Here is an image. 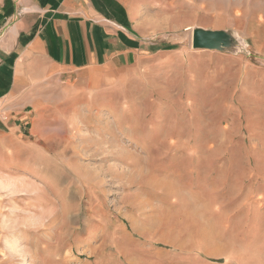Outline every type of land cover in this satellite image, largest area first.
I'll use <instances>...</instances> for the list:
<instances>
[{"label": "rangeland", "instance_id": "1", "mask_svg": "<svg viewBox=\"0 0 264 264\" xmlns=\"http://www.w3.org/2000/svg\"><path fill=\"white\" fill-rule=\"evenodd\" d=\"M129 2L165 54L0 155V264H264V0Z\"/></svg>", "mask_w": 264, "mask_h": 264}, {"label": "crops", "instance_id": "2", "mask_svg": "<svg viewBox=\"0 0 264 264\" xmlns=\"http://www.w3.org/2000/svg\"><path fill=\"white\" fill-rule=\"evenodd\" d=\"M129 1L0 0V155L10 157L8 168L38 154L25 140L59 83L88 76L103 89L120 83L125 69L165 54L154 27L138 19L139 2Z\"/></svg>", "mask_w": 264, "mask_h": 264}, {"label": "water", "instance_id": "3", "mask_svg": "<svg viewBox=\"0 0 264 264\" xmlns=\"http://www.w3.org/2000/svg\"><path fill=\"white\" fill-rule=\"evenodd\" d=\"M210 36H216V37H220L221 34L220 33H206V34H202V33H194V39H196V44L200 43V45H202V40H197V39H207V38H211Z\"/></svg>", "mask_w": 264, "mask_h": 264}, {"label": "built area", "instance_id": "4", "mask_svg": "<svg viewBox=\"0 0 264 264\" xmlns=\"http://www.w3.org/2000/svg\"><path fill=\"white\" fill-rule=\"evenodd\" d=\"M5 112H4V109L2 107V104L0 102V122H2L4 119H5Z\"/></svg>", "mask_w": 264, "mask_h": 264}, {"label": "bare ground", "instance_id": "5", "mask_svg": "<svg viewBox=\"0 0 264 264\" xmlns=\"http://www.w3.org/2000/svg\"><path fill=\"white\" fill-rule=\"evenodd\" d=\"M38 228H39V227H38ZM38 228H37V229H38ZM50 239H51V238H50ZM26 240H27V239H26ZM43 243L46 244V242H43ZM10 252H11V251H10ZM11 254H13V253H11Z\"/></svg>", "mask_w": 264, "mask_h": 264}]
</instances>
